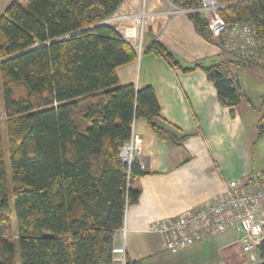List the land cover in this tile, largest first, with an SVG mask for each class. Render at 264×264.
Wrapping results in <instances>:
<instances>
[{"label":"trees","instance_id":"trees-1","mask_svg":"<svg viewBox=\"0 0 264 264\" xmlns=\"http://www.w3.org/2000/svg\"><path fill=\"white\" fill-rule=\"evenodd\" d=\"M124 1L13 0L0 16V99L11 168L9 179L0 124V264H19L12 234L20 264H114L115 235L126 207L139 201L134 181L145 174L138 161L129 166L120 156L134 120L144 118L170 146L188 136L161 116L151 86L119 81L117 68L138 55L106 22ZM218 1L228 23H253L264 52V0ZM188 16L215 41L202 15ZM148 50L180 66L161 42ZM235 57L203 66L232 112L242 99L234 68L260 64ZM258 251L264 260V239ZM125 264L140 262L126 257Z\"/></svg>","mask_w":264,"mask_h":264},{"label":"crops","instance_id":"crops-1","mask_svg":"<svg viewBox=\"0 0 264 264\" xmlns=\"http://www.w3.org/2000/svg\"><path fill=\"white\" fill-rule=\"evenodd\" d=\"M11 1L0 0V16ZM143 6L154 14L144 30L145 49L117 68L119 81L137 89L151 86L161 116L188 136L182 145L170 146L144 118L134 120L132 134L146 167L133 184L139 201L125 210L126 257L140 264H257L263 260L259 251H244L237 229L230 230L239 233L231 240L228 230L172 253L152 226L213 201L229 179L264 171V63L234 68L242 99L232 112L203 66L235 55L222 42L200 35L188 14L174 12L170 0H125L116 13H139ZM156 41L173 53L179 67L148 50Z\"/></svg>","mask_w":264,"mask_h":264},{"label":"built area","instance_id":"built-area-1","mask_svg":"<svg viewBox=\"0 0 264 264\" xmlns=\"http://www.w3.org/2000/svg\"><path fill=\"white\" fill-rule=\"evenodd\" d=\"M223 7L225 5L218 0H199L193 8L175 5L174 12L199 13L207 21L212 39L222 42L226 51L242 58L258 59L263 42L257 37L253 23L248 19L228 23L220 14ZM149 19L153 20L154 14L143 6L139 13L118 12L106 22L113 24L141 54L145 49L144 30ZM120 156L129 166L138 161L142 170L146 167L140 161L141 150L133 134L123 144ZM152 229L164 235L166 248L172 253L230 229L241 233L244 251H257L264 239V171L229 179L225 191L213 201L188 209L176 217L160 220ZM126 236L127 230L123 225L114 238V264L126 263Z\"/></svg>","mask_w":264,"mask_h":264},{"label":"rangeland","instance_id":"rangeland-1","mask_svg":"<svg viewBox=\"0 0 264 264\" xmlns=\"http://www.w3.org/2000/svg\"><path fill=\"white\" fill-rule=\"evenodd\" d=\"M149 21H150V19H149ZM146 31L148 32V30H146ZM255 61L258 62V63H264V52L263 51H261L260 57L258 59H256ZM5 123H6V115H5V112L3 110L2 101L0 99V124H1V126L3 128V137H4L5 150H6V159H5L6 160V168H7V175L9 177V179H11L10 158H9V153H8V149H7V138H6V133H5ZM11 188H12V185H11ZM12 200H13V198L11 196V202H12ZM15 229L16 228H13V233H15V231H16ZM230 230H232V229H230ZM230 230L229 231L227 230L228 231L227 234H228L229 240H231L232 238H235L237 236V233H238V232L236 233V231H230ZM11 239L15 243V248H16V252H17V259H18V263L20 264L21 260H20L19 246H18V243L16 242L17 241V236L15 234H12ZM252 259H254V258H252ZM257 262H258L257 264H261L263 262V260H259L258 259Z\"/></svg>","mask_w":264,"mask_h":264},{"label":"bare ground","instance_id":"bare-ground-1","mask_svg":"<svg viewBox=\"0 0 264 264\" xmlns=\"http://www.w3.org/2000/svg\"><path fill=\"white\" fill-rule=\"evenodd\" d=\"M186 14H188V13H186Z\"/></svg>","mask_w":264,"mask_h":264}]
</instances>
